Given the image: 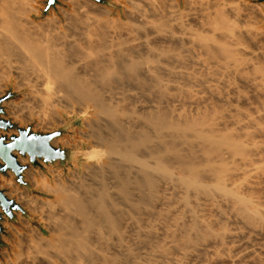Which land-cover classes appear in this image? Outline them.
<instances>
[{"label":"bare ground","instance_id":"6f19581e","mask_svg":"<svg viewBox=\"0 0 264 264\" xmlns=\"http://www.w3.org/2000/svg\"><path fill=\"white\" fill-rule=\"evenodd\" d=\"M68 1L56 30L28 22L38 0H0V94L32 70L29 89L53 93L46 103L87 126L74 173L30 172L53 196L39 210L52 235L40 233L32 263L43 254L44 264H264V40L236 21L252 6L173 18L164 0H114L123 19ZM78 30L93 54L75 62L80 45L56 40ZM20 102L10 103L17 118Z\"/></svg>","mask_w":264,"mask_h":264},{"label":"rangeland","instance_id":"374dc122","mask_svg":"<svg viewBox=\"0 0 264 264\" xmlns=\"http://www.w3.org/2000/svg\"><path fill=\"white\" fill-rule=\"evenodd\" d=\"M47 0H38V4H39V9H40V13L39 14H32V20H28V22L31 25H35V22H39V23H46V24H51L53 25V27L57 30L61 24H64V22L66 23L65 17H67V15H63V12L68 10V12H73V7L71 8L72 4L70 1L68 0H60V4L57 5L56 8H51L50 12L47 14H43V10L46 7V2ZM77 1V0H76ZM79 1V0H78ZM81 1V0H80ZM79 1V2H80ZM84 2V0H82ZM81 1V2H82ZM90 1V0H88ZM88 1L84 2L87 3ZM116 7H111L108 5H104L101 4L99 2H96L94 0H91L89 3H95L96 5H100L101 7L104 6L106 9L110 8V16L113 18L116 17H123L124 19V9L125 6L123 4H119L117 2H115L114 0H111ZM163 1V0H160ZM164 3H162V5H164L165 9L168 11V13L170 15L173 16V18H178L179 16H182L184 14L187 13H191L192 15H194L195 13L198 12V10H200L202 13L207 14L208 13V8L211 7V10L213 11V8H216L217 6H223L225 8H227L228 14H236L237 11L236 7H242L244 6V4H247V6L251 7L253 10L255 7V10L251 12H253L252 14L247 13L246 15H248V20H247V16L245 15V10H242V17L244 16V18H246V20H244V18H242L240 15L238 16V18L236 19V21L239 23L238 26V30L241 31H245L246 29H248V27L254 29V32L256 34V32H260L259 34H256V36L259 37L257 38L264 40V0H216L215 3L212 2V0H164ZM245 2V3H244ZM90 5V4H88ZM94 5V4H93ZM92 5V6H93ZM94 5L93 8H96L97 6ZM81 6V5H78ZM96 6V7H95ZM100 6H98L97 8H99ZM91 7V5H90ZM100 7V9H101ZM104 7H102V9H105ZM88 7L85 8H81L83 11L84 9H87ZM259 8V9H258ZM73 9V10H72ZM80 9V11H81ZM64 10V11H63ZM94 10V9H93ZM199 11V13H200ZM260 11V12H259ZM66 12H64V14H66ZM55 14L57 16V18L55 19H48L51 15ZM83 13V12H82ZM92 13V12H91ZM88 13L89 16H91L93 18V16L95 17V15ZM96 13V12H93ZM120 13V14H119ZM84 14H87L84 12ZM238 14V12H237ZM37 16V17H36ZM246 16V17H245ZM251 17V18H250ZM96 18V17H95ZM235 19V18H233ZM106 22V20H103ZM196 21V20H194ZM80 25L85 26L88 24L87 21L85 20H80ZM207 22V21H206ZM250 23V26H246V24ZM44 26V25H43ZM36 27V26H35ZM48 26H45V28H47ZM261 29H260V28ZM204 29L208 32H212V28L209 25V23H206V25H204ZM262 30V31H261ZM56 33V32H55ZM262 33V34H261ZM219 34V32H218ZM261 34V35H260ZM261 36V37H260ZM89 38V36L85 35L82 33L81 30H78V32L72 36H64L63 33L60 34V36L57 38V42L56 44H65V42L67 40H71V41H76V43H78L80 45V47H84L85 46V41ZM72 54V53H69ZM93 52L91 51H86L85 49H81L78 51L77 55L73 56L74 57V61L78 62L80 60L81 57L85 56V55H92ZM4 69L7 71L8 68L4 67ZM78 71H88L85 68H78L76 69ZM31 72L28 74H25L23 76L22 79H24V82H22L20 85L17 84V86L14 84L15 82L9 84V86L7 88L4 89V92L2 94H0V97L6 95L8 93L9 90H12L13 92L17 93V95L12 98L9 99L8 101H6L5 107H6V111L8 113V117L12 118V120L18 124L21 127H28V126H32L34 131L37 132H44V133H49V132H54L55 130H57L60 127H64L67 124H71V126L69 127L68 131L63 135V137L58 138L59 143L56 146H62V147H69L72 149H79V150H84L87 149L88 147V141H85V138L83 137L82 134L87 130V126L85 125V119L77 114H70L66 111H62V113H59L55 108L58 107V100L52 102V104L55 105V107H53L52 105L46 103L45 101V97L47 96H53V93H49L48 91H46V89L43 88H39L37 87V90H30L29 88L32 87V84L30 82H28L29 80L32 79H36V77L38 76V74L34 73L32 70H30ZM87 77H90V75H86ZM27 77V79H26ZM43 78V77H42ZM44 87H47L45 84H42ZM16 86V87H15ZM40 86V85H37ZM17 87H20L18 89H16ZM2 89V81H0V90ZM26 97V98H25ZM22 99V101H21ZM23 99L27 100L25 101L26 104L23 105ZM20 102V104L22 105V110H20L17 114L21 115L20 118H17L13 113H12V105L10 104L11 102ZM9 103V104H8ZM47 111L46 113H48L49 115H51V111L55 114V117H53L52 115L46 116L44 118V120H42V118H38L35 115L31 116V113H35V114H41V112ZM50 113H49V112ZM24 117V119H23ZM52 117V118H51ZM65 118V123H62V120ZM22 121V122H21ZM43 122V124H42ZM80 131V132H78ZM65 136V137H64ZM72 139L70 140V144H65L63 139ZM82 141H85V147H82ZM66 145V146H65ZM74 145V146H73ZM20 161L24 164L28 163V162H24L22 160V156L20 157ZM80 163L85 162V159L80 158ZM75 166V161H71V162H67L66 165L62 166L60 163H56L54 165H45L46 170H42L40 167H34L31 166L28 170H26V179L30 182L32 189L31 190H27L26 187H19V185L15 182V176L14 174H12L11 172H9L8 176H4L0 174V187L6 189L7 194L9 197H12L14 199H16L20 204H22V206L30 213L31 217L33 218L32 221H28L21 213H18V217L20 220V223L18 226L9 224V222L6 223V226H8L10 228V225L13 227L18 228V230H20L21 234L17 233L14 235L13 234V238L15 239V243L13 244L12 247V251H10L9 253H6V258L3 259L2 261L0 260V262L2 264H11L12 262H14L15 260H18V256L21 257L19 258L21 262H19V264H29V260L32 258V256L30 257V255H32L31 253L34 251V245L35 242H42L45 243L44 240H39L38 238L41 237V235L45 238L51 237L52 232H50L51 228L50 225L48 226L47 222V227H46V220H45V216H43L42 214H40L39 210L41 209V207L44 205V197H50L53 198L52 195H48L46 194L41 188L37 187L33 178L30 175L31 171H40V172H45L50 181H54L55 175L54 173L51 171V169H59L60 171L64 172V175L67 176L69 175L71 172L74 173L73 171V167ZM8 182H13L16 183L18 185V188L22 191L20 194L21 195H11V193L14 190V186L9 185ZM19 196H22L23 199H21ZM42 215L44 220L40 217ZM22 216V217H21ZM21 220L24 222V226L25 229H21ZM26 220V221H25ZM27 223V226L26 224ZM34 226L33 228H36L38 230L32 231L31 227L29 226ZM11 229V228H10ZM30 230V231H29ZM32 231V232H31ZM33 233V234H32ZM41 233V235H40ZM18 252V256H15ZM23 254L21 255L20 254ZM30 254V255H29ZM34 254V252H33ZM21 255V256H20ZM30 258H29V257ZM17 257V258H16ZM14 258V259H13ZM28 258V259H26ZM39 260V257L37 258ZM33 258L31 259L30 264L32 263ZM40 260L41 261H37L36 260V264L37 262H39L38 264H44L47 261V258L45 259V256L42 254V256L40 255ZM25 261H28L25 263ZM43 261V262H42ZM11 262V263H9ZM42 262V263H41ZM34 261L32 264H35ZM49 263V261L47 262ZM46 263V264H47ZM246 264H250V263H246ZM255 264V263H253ZM257 264V263H256Z\"/></svg>","mask_w":264,"mask_h":264},{"label":"water","instance_id":"95a60500","mask_svg":"<svg viewBox=\"0 0 264 264\" xmlns=\"http://www.w3.org/2000/svg\"><path fill=\"white\" fill-rule=\"evenodd\" d=\"M104 5L116 7L111 0H94ZM43 14L50 12L51 8H56L60 0H47ZM17 93L9 90L8 93L0 97V174L8 176L9 172L14 174L15 182L19 187H26L31 190V184L26 179V170L31 166L40 167L46 170L45 165L60 163L62 166L67 162L80 160L82 158L79 149L56 146L54 140L63 137L71 124L60 127L54 132L44 133L34 131L32 126L21 127L12 118L8 117L5 102L14 98ZM46 146V147H45ZM27 157L28 163L20 161V157ZM18 213L26 219L32 221L30 213L16 199L9 197L6 189L0 187V250L9 245L3 241V236L7 240L13 238L11 229L6 226L9 222L18 226L20 223Z\"/></svg>","mask_w":264,"mask_h":264},{"label":"crops","instance_id":"0c3cea01","mask_svg":"<svg viewBox=\"0 0 264 264\" xmlns=\"http://www.w3.org/2000/svg\"><path fill=\"white\" fill-rule=\"evenodd\" d=\"M12 233L15 235L16 231L15 228L13 229L12 226H10ZM21 229H25L24 223L21 220ZM3 241H5L9 246L8 247H4L0 250V260L2 261L3 259L6 258V253H9L10 251H12V247L13 244L15 243V239L12 238L11 240H7V238L5 236H3Z\"/></svg>","mask_w":264,"mask_h":264},{"label":"snow or ice","instance_id":"6c2138e0","mask_svg":"<svg viewBox=\"0 0 264 264\" xmlns=\"http://www.w3.org/2000/svg\"><path fill=\"white\" fill-rule=\"evenodd\" d=\"M46 147V146H45Z\"/></svg>","mask_w":264,"mask_h":264}]
</instances>
